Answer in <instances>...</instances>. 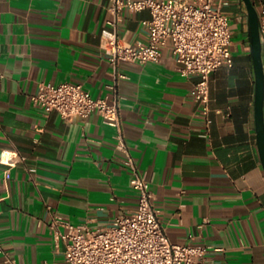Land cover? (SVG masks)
Listing matches in <instances>:
<instances>
[{"label": "crops", "instance_id": "1", "mask_svg": "<svg viewBox=\"0 0 264 264\" xmlns=\"http://www.w3.org/2000/svg\"><path fill=\"white\" fill-rule=\"evenodd\" d=\"M234 2L226 11L239 21L245 7ZM112 3L0 0V264H66L55 213L99 227L138 208L116 128L97 112L65 119L34 105L41 82L70 81L119 101L126 143L173 242L222 248L209 254L216 264H264V165L245 26L235 66L211 77L208 127L195 100L199 77L182 75L171 47L158 63L111 64L102 31ZM255 3L261 11L264 0ZM151 17L125 11L121 35L145 40Z\"/></svg>", "mask_w": 264, "mask_h": 264}, {"label": "built area", "instance_id": "2", "mask_svg": "<svg viewBox=\"0 0 264 264\" xmlns=\"http://www.w3.org/2000/svg\"><path fill=\"white\" fill-rule=\"evenodd\" d=\"M228 5L229 0H113V19L102 31L103 49L117 70L123 62H161L164 50L171 47L182 75L199 77L195 100L210 127L211 77L222 67L235 66V28L233 16L226 11ZM143 10L152 14L143 21L147 38L130 42L120 33L124 12ZM259 12L264 42V4ZM239 22L244 28L243 17ZM0 74L3 76L1 70ZM33 102L46 114L57 111L65 119L99 113L106 125L117 129L118 147L126 153L124 164L133 174L131 185L139 192L138 208L117 216L108 226L78 224L53 214L52 232L56 246L66 244V264H216L209 254L222 248L175 243L166 232L152 182L140 170L126 143L119 101L95 97L83 83L70 81L41 82ZM7 263L18 264L14 258H8Z\"/></svg>", "mask_w": 264, "mask_h": 264}, {"label": "water", "instance_id": "3", "mask_svg": "<svg viewBox=\"0 0 264 264\" xmlns=\"http://www.w3.org/2000/svg\"><path fill=\"white\" fill-rule=\"evenodd\" d=\"M242 17L251 49V57L256 80L255 115L258 145L264 165V42L261 29V16L255 0H242Z\"/></svg>", "mask_w": 264, "mask_h": 264}, {"label": "rangeland", "instance_id": "4", "mask_svg": "<svg viewBox=\"0 0 264 264\" xmlns=\"http://www.w3.org/2000/svg\"><path fill=\"white\" fill-rule=\"evenodd\" d=\"M233 3L236 0H231ZM232 25L235 28V44L239 45L243 42V40L246 38V33L243 31L242 25L239 23L237 17H233Z\"/></svg>", "mask_w": 264, "mask_h": 264}]
</instances>
